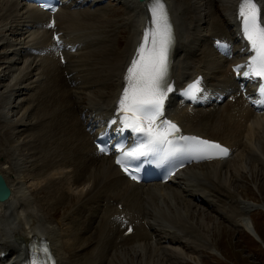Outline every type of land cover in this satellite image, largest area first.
Returning a JSON list of instances; mask_svg holds the SVG:
<instances>
[{
	"label": "bare ground",
	"instance_id": "bare-ground-1",
	"mask_svg": "<svg viewBox=\"0 0 264 264\" xmlns=\"http://www.w3.org/2000/svg\"><path fill=\"white\" fill-rule=\"evenodd\" d=\"M78 1L66 3L55 16L62 38L79 45L75 55H66L63 67L31 52L39 46H49L50 32L40 28L46 15L13 0H0V49H10L9 56L3 54V59H0V125L6 124L13 130L11 135L0 134V175L10 188L8 201L0 202V253L9 254L7 261L22 264L31 243L40 237V241L45 238L50 243L58 264H110L111 254H114L112 264H125V260L116 255L119 238L124 231H119L121 226L116 220L110 222V202L122 204L121 214H126L130 224L137 227L132 237L122 240L124 248H134L135 242L153 247V228L163 224L169 236L179 238L186 235L184 240L188 243L189 238L193 240V235L197 234L182 220L189 208L188 203L184 204L182 199L179 203L174 191L186 192L187 201L195 196L209 199L214 208L216 204L224 205V211L229 208V213L236 215L237 225L257 238L249 216L255 210H264L226 190L232 189L224 176L233 158L192 167L175 179L185 181L184 187L179 189H172V183L166 188L159 185L132 187L118 175L110 159L96 161L85 126H82L79 106L85 99L87 104L81 112L86 111L90 117L110 112L109 107L119 95L123 69L134 53L137 37L145 24L149 5L145 3L148 0H114L124 7L122 21L129 27L128 35L119 40L124 46L119 48L116 37L121 34V26L110 19L113 13H98L93 9L101 0H84L85 8L76 7ZM165 1L177 36L170 73L174 87L204 75L208 88H215L217 92L225 93L223 87L218 89L221 82L226 83V89L233 86L232 95L236 99L235 104L227 103L225 99L217 103L211 96L210 103L202 107L185 102L172 103L168 107L171 116L183 124L186 132L220 140L231 149L240 139L255 150V144L264 148V113H254L241 98L236 97L237 84L230 73L231 66L240 60V47L232 44L237 53L227 59L215 54L210 46L212 37L217 36L234 43L240 24V0H217L224 7L226 23L222 22L223 15L216 11V23H205L199 18L205 12L213 15L215 0ZM258 1L263 7L264 20V0ZM227 28L232 29L233 35ZM44 94L52 97V102L46 97L44 105ZM24 97L28 98L27 105L23 103ZM40 107L49 112V118L44 119L45 113H37ZM48 119H51L50 130L48 127L49 131L43 133L41 128ZM249 155L254 157V150H250ZM61 168H67L69 172H66L72 177L49 181L30 194L22 186L25 176H31L33 172L35 175L34 169L41 176L43 172ZM234 172L237 173L236 170ZM207 182H210L209 187L205 186ZM83 183H89L88 191L73 194L72 190H77ZM216 189L228 193L230 199L223 204L222 195ZM65 201L70 206L62 207L64 214L71 205L79 203L75 212L71 211L77 216V222L65 228L68 240L60 244L58 231L49 220L54 218V210ZM233 202L236 205L232 206ZM180 205L179 213H175ZM174 207L175 215H172L170 210ZM144 220H147L146 230L141 228ZM190 232L193 235L188 236ZM123 252L130 253L128 249Z\"/></svg>",
	"mask_w": 264,
	"mask_h": 264
},
{
	"label": "snow or ice",
	"instance_id": "snow-or-ice-1",
	"mask_svg": "<svg viewBox=\"0 0 264 264\" xmlns=\"http://www.w3.org/2000/svg\"><path fill=\"white\" fill-rule=\"evenodd\" d=\"M149 12L151 18L127 66L117 104V118L122 130L130 129L139 137L127 150L117 145L120 155L116 163L133 180L138 177L130 171L129 165L149 156L161 161L178 158L200 161L229 155V149L220 143L183 135L174 121L165 118V102L174 90L170 78V56L175 36L163 0H149ZM238 15L250 52L246 64L237 65L233 71L239 74L246 68L243 71L245 78H257L262 82L257 93L259 99L254 103L264 106V22L261 21L257 0H240ZM217 45L226 47L219 41ZM199 92L201 87L197 79L187 87L184 95L196 99ZM110 123L116 124L117 119ZM100 151L105 152L106 149L100 147ZM29 264H54L46 243L32 250Z\"/></svg>",
	"mask_w": 264,
	"mask_h": 264
},
{
	"label": "rangeland",
	"instance_id": "rangeland-1",
	"mask_svg": "<svg viewBox=\"0 0 264 264\" xmlns=\"http://www.w3.org/2000/svg\"><path fill=\"white\" fill-rule=\"evenodd\" d=\"M112 1L113 0H106L105 4L100 5L99 8L97 7L98 9L95 8V11L98 13L100 12L101 13L105 12L109 14L113 13V16L110 17V19L118 22V25L121 26L119 27V31L121 32V34L116 37V44H117V40L119 42V40H122V37L124 35L126 34L128 35V33L126 32H129V27L128 25L124 24L125 23L124 21H122L121 14H123L124 12V7L121 4L119 5L117 1L114 2ZM221 7L222 6L220 5V3L217 2V0H215L213 15L212 14L210 15V13L205 12V15L204 13H202L201 17L199 18L205 21L210 16L209 18L213 20L215 16V11L217 13L223 12L224 7L222 8ZM222 20L224 21V23H226L225 17H223ZM227 31L231 34L232 29L227 28ZM118 46L120 48L123 47L124 45L123 43L119 42V44H117V47ZM3 54H8L9 56L10 49L7 48L0 49V55H1L0 59H3L2 58ZM1 71L2 68H0V72ZM45 100L46 99L44 97L42 101L44 105L46 103ZM83 101H84L83 104H87V101L85 99H83ZM23 103H25V105L28 104L27 97H24ZM39 111L40 112L37 113H40V115H43L44 113L46 114L44 119L49 118L48 117L49 112H46L45 108L40 107ZM49 121H51V119H48L46 121L47 123L45 124L43 123V128L45 127L44 129L41 128L43 133H46L50 130ZM5 126L7 125L2 124V127L0 125V129H2L0 131V134L1 133L3 134L4 132L7 135L8 134L11 135V133L13 132V130L11 129L12 127L10 126L5 127ZM238 143L239 146L234 151L233 159L228 163L227 171L225 174L226 176H224L228 181L227 183L230 184V187L232 189L230 191H228V189L226 190L227 192H232V193L235 192L237 196L243 199L242 201L256 204L259 207H262V210H264L263 145H260L261 148L260 149L258 148V145L255 144V147H257V150H255L250 144L248 145L246 144L248 142L245 143V141H242V139H240ZM250 150H254L256 159L255 156L253 157L252 155H249ZM204 168L205 167L203 168L201 167L200 170L203 171ZM66 170L67 172H69L67 168L48 170V172L47 171L45 173L43 172L41 176H38L37 170L34 169L33 171H35V175L33 172L31 176H27V177L25 176L22 186H25L23 188L26 190L27 194H30L32 190L38 188V186H42V184L44 185V183L47 180L70 179L71 175H69L66 172ZM235 170L237 171L236 174H234ZM84 184L79 186L77 190H74L75 192L72 193L79 194L80 192L85 194L89 189V184L88 183H84ZM174 186L172 188H174ZM227 187L228 186L226 185L225 188ZM216 191H218V193L222 195L221 198L223 204L230 199V195L224 192L222 189L220 191L219 189H216ZM176 193L177 192H175L174 194ZM187 196L188 194L186 195V197ZM186 197H182V198L176 197V198L179 199L178 201L179 203L181 202V199L183 200L184 204L186 202L188 203L189 208H187V211H185L182 220L184 221L187 227L192 226L193 227L192 230L195 231V234H197V236L193 235L192 232L188 234V236H190L191 234L193 235V240L189 238L188 243H186V241L184 240L186 238L185 237L186 235L184 236L181 235L179 238L177 237L174 238L172 236H169L167 232L168 229L164 231V227L166 228V226H164L163 224L164 227L162 226L159 228L158 227L153 228L152 231V234L154 233L152 235L153 243L151 240V245H153V247H150L149 244L142 245V243L135 242L136 245L134 246V248L133 247L124 248L125 247L124 246L122 249L116 250V255L120 256L119 259H124L125 264H264V212L263 211L255 210L252 213H250L249 216V219L253 224L252 228L257 235V238H255L250 234V232L245 231L243 228L237 225L236 215H232L231 213H229L230 210L229 208L224 211L225 209L224 205L222 206L216 204L214 208L213 205H210L208 203V200L201 201L200 199L199 200L195 199L194 198L195 196L194 197L192 196L190 197L189 201H187L188 198ZM62 204L64 207L70 206V204L68 202L66 203V201ZM234 205H236L235 202H233L232 206ZM63 206L59 205V207L54 210L55 215L53 219L58 218V220L51 219L49 221H51L54 227L57 229L58 234L60 235L59 237L61 238V242L65 243L68 240L65 236L68 234L66 230L70 226L71 223L70 221L74 218H77V216L73 215L77 205L72 206V208L69 211H67L64 215L60 216V214L63 212L62 210ZM52 208L50 211H53ZM181 208L182 205H180V207H176L175 213H179L178 211ZM174 210L175 207L170 210L172 215H175L173 214ZM71 211L74 212L72 213ZM63 222H65L66 224ZM144 239L145 238H142V240ZM126 249H128V252H132V253H124L123 251H125Z\"/></svg>",
	"mask_w": 264,
	"mask_h": 264
},
{
	"label": "water",
	"instance_id": "water-1",
	"mask_svg": "<svg viewBox=\"0 0 264 264\" xmlns=\"http://www.w3.org/2000/svg\"><path fill=\"white\" fill-rule=\"evenodd\" d=\"M10 191L7 188L4 180L0 176V202L6 200L9 197Z\"/></svg>",
	"mask_w": 264,
	"mask_h": 264
}]
</instances>
